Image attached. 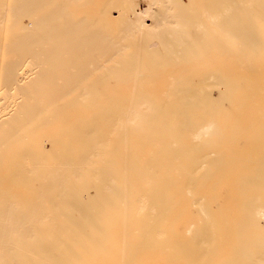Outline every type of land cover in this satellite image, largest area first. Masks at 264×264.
I'll return each mask as SVG.
<instances>
[{
	"label": "bare ground",
	"instance_id": "obj_1",
	"mask_svg": "<svg viewBox=\"0 0 264 264\" xmlns=\"http://www.w3.org/2000/svg\"><path fill=\"white\" fill-rule=\"evenodd\" d=\"M0 264H264V0H0Z\"/></svg>",
	"mask_w": 264,
	"mask_h": 264
}]
</instances>
